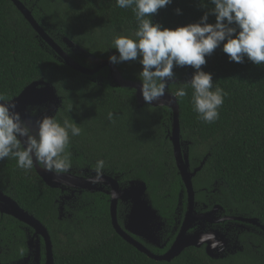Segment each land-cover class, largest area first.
<instances>
[{"label": "trees", "instance_id": "1", "mask_svg": "<svg viewBox=\"0 0 264 264\" xmlns=\"http://www.w3.org/2000/svg\"><path fill=\"white\" fill-rule=\"evenodd\" d=\"M20 1L57 43L66 47L64 40L69 39L75 48L81 47L100 60L118 55L111 44L115 34L132 35L136 30L131 9L118 8L115 0ZM212 7L210 0H173L159 9L152 21L174 29L198 22ZM177 8L181 14L176 13ZM208 23H215L213 15H209ZM222 47L206 56L202 66L212 74L215 85L227 92L219 119L211 124L199 120L188 88V95L178 98L181 140L189 149L192 170L205 160L194 179L198 201H204L206 195L211 197L217 188L229 198L226 208L233 204L264 224V65H255L247 57L243 63L230 62ZM70 56L89 69L96 67L85 56L82 61ZM115 65L125 79L140 82L142 65L138 61ZM194 71L191 66L174 67L177 81L170 83V91L174 94ZM109 73L104 68L85 75L68 67L11 0H0V95L11 101L33 82L53 84L63 98L55 119L62 123L71 118L82 129L80 136L70 140V172L78 176L103 159L105 175L117 178L120 186L134 179L144 181L154 208L164 219H173L177 211L181 212L184 185L169 137L172 111L167 107H139L136 91L116 87ZM109 112L114 113V122L108 120ZM0 190L48 229L55 264H264L263 230L241 234L244 249L225 260L212 259L204 248L195 247L171 262L153 260L115 232L108 195L83 191L62 204L61 191L48 187L34 166L25 172L11 158L0 161ZM128 205H118L120 223ZM14 228L15 234L22 236ZM17 248L11 250L12 259L24 251L21 246Z\"/></svg>", "mask_w": 264, "mask_h": 264}, {"label": "clouds", "instance_id": "2", "mask_svg": "<svg viewBox=\"0 0 264 264\" xmlns=\"http://www.w3.org/2000/svg\"><path fill=\"white\" fill-rule=\"evenodd\" d=\"M173 0H115L121 9H131L136 21L132 35L117 33L112 37V48L118 52L109 62L118 64L138 61L140 93L151 105L165 95L166 87L174 80V67L191 66L195 71L190 80L181 83L173 96L182 98L191 91V104L197 118L211 124L219 119V109L227 92L216 86L212 74L202 70L206 56L223 45L222 51L230 62L243 63L245 57L255 65H264V0H210L213 5L196 23L176 28L153 23L152 16ZM177 14H181L179 8ZM209 15L215 23H208ZM16 103L0 95V161L11 158L25 172L36 165L59 178L70 172L71 137L80 136L82 129L71 118L59 122L44 115L32 122L24 121L16 111ZM72 105L68 111H71ZM114 122V113H108ZM105 161L98 159L89 177L92 184L104 183ZM116 198L117 193H112ZM186 195V193H185Z\"/></svg>", "mask_w": 264, "mask_h": 264}, {"label": "water", "instance_id": "3", "mask_svg": "<svg viewBox=\"0 0 264 264\" xmlns=\"http://www.w3.org/2000/svg\"><path fill=\"white\" fill-rule=\"evenodd\" d=\"M15 7L21 12L25 19L31 24L38 35L48 44L51 49L57 54L60 61L65 63L68 67L74 69L85 75H94L101 69L108 68L110 78L116 87L130 88L136 91V98L139 107H143L147 104L141 93L139 81H131L124 78L121 71L115 64L107 60H100L99 58L88 53L81 47L75 48L74 42L69 39H65L64 43L68 45L70 49L80 51L82 56L93 60L95 62V69H89L80 63L76 62L58 43L40 26L37 20L34 18L32 11L29 10L20 0H11ZM177 81V80H175ZM171 83V82H169ZM8 102V101H6ZM11 102L16 103V111L20 113L21 118L28 122H32L33 129L35 130V121L41 119L44 115L56 117L60 107L62 106L63 98L59 95L58 90L51 83L45 81H36L27 86L23 92ZM152 107H167L172 111V129L170 131V140L173 145V153L179 175L181 176L184 189L182 193L187 194V215L182 225V231L178 234L176 240L172 244L171 248L163 255H156L146 248L142 243L136 241L134 236L144 239L148 243H156L157 247H161L159 240L156 238V231L163 226L162 216L159 211L154 208L152 202L148 196L147 184L138 179L130 181L127 186H120L118 180L111 176L104 174V183L98 187V184H92L89 179H84L71 172L62 175L59 178H55L53 173L46 172L41 166H38L34 162V168L36 169L40 178L44 183L52 188L64 190L66 188H72L76 190H82L87 192H100L105 193L110 197V213L112 218V226L115 232L128 244L135 247L141 253L147 255L149 258L156 261L171 262L176 257L180 256L183 251L188 248H203L205 247L206 254L215 260L222 258L215 254V249L218 247L217 233L211 231L198 230L193 234L187 232L193 228L198 221L213 223L211 217L213 212L201 215L196 211V192L194 188V178L197 173L202 170L205 160L202 166H199L194 171H191L190 153L187 149V144L183 143L180 135V106L178 104V98L173 96L170 91V84L166 87L165 95L158 101H154ZM105 186H109L108 190H105ZM115 192L118 195L113 198L112 193ZM68 199V198H66ZM129 204V214L125 218L123 225L120 224L118 218V205L119 203ZM63 206L60 209L61 217H63ZM0 213L2 215H8L19 222L31 227L35 236L43 237L46 249L47 257L46 264H55V257L52 250V241L48 229L32 214L20 207V205L10 196L0 190ZM240 221H244L247 224L257 225L264 231V225L259 219H245L237 218ZM35 238L29 240L30 243ZM38 252L36 255L38 256ZM1 255V246H0ZM0 264L1 256H0Z\"/></svg>", "mask_w": 264, "mask_h": 264}, {"label": "flooded vegetation", "instance_id": "4", "mask_svg": "<svg viewBox=\"0 0 264 264\" xmlns=\"http://www.w3.org/2000/svg\"><path fill=\"white\" fill-rule=\"evenodd\" d=\"M58 45L60 46L62 45L64 47L63 48L61 46L62 49H64L69 55L78 57L79 59H81V61L83 58H85L82 57L80 51L70 49L68 45H66V47L63 44L58 43ZM101 81H103V79ZM192 167L193 166H190L191 171H194L196 168L192 170ZM94 175L95 173L92 170L85 169L84 172L82 174H79L78 176L83 177L84 179H89V177ZM114 179L117 180V178ZM217 183L218 182H216V184ZM100 186H102V184H98V187ZM108 189L109 186H105V190ZM60 191L63 194L61 196L62 204H63V200H65L66 198H68L66 200H70L76 195V193L81 194L83 192L82 190H76L72 188H66L64 192L62 190ZM223 194L224 193L222 191H219L217 188H214L211 197L206 195L205 197L206 199L202 202H199L196 193L197 213L204 215L209 212H213L211 217L213 223L198 221L199 223L193 226V228L187 232L189 235L193 234L195 231L198 230L211 231L212 233H217L216 237L219 245L215 249V254L218 257L222 258L221 260H225L229 256L235 255L238 252H242L244 246L240 240L241 234L259 233V231H262V229L257 225L247 224L244 221L238 220L237 218L251 219L252 217L248 212H240L239 208L235 207L233 204L230 206V208H226L228 207L227 202H229V198L228 196ZM180 207H181V212L178 213L177 211L173 219L170 218L164 219L162 217L163 226L156 231V238L159 240L161 247H157L155 241L154 243H148L144 239L134 236L135 240L142 243L152 253H154L153 250H158L159 252H162V254L154 253L156 255L165 254L171 248L178 234L181 233L182 231V225L187 215V208H188L187 194L186 196H184L183 193L180 194ZM129 210L130 209H128L126 216L129 214ZM5 216H7V218H10V220L7 219ZM126 216L124 217L122 223H120L121 225L124 224L125 222L124 220ZM254 219H258V218L254 217ZM14 226H16L19 229V231L22 233V236L18 237L15 234ZM34 234L35 232L31 227L27 226L22 222H19L18 220H16L11 216L2 215L0 213L1 263L2 264H46L47 249H46L45 241L43 237L35 236ZM31 238H35L32 243L29 242ZM171 240L173 241L171 242ZM18 246H21V249H24V251L20 253V256H18L19 258L14 259L16 258V256H14L12 259L13 253L11 250L16 249ZM203 248L205 249V247ZM37 252L39 253L38 256L36 255ZM53 254H54V250H53ZM2 256H5L6 260L3 261Z\"/></svg>", "mask_w": 264, "mask_h": 264}, {"label": "rangeland", "instance_id": "5", "mask_svg": "<svg viewBox=\"0 0 264 264\" xmlns=\"http://www.w3.org/2000/svg\"><path fill=\"white\" fill-rule=\"evenodd\" d=\"M77 48V47H76Z\"/></svg>", "mask_w": 264, "mask_h": 264}]
</instances>
